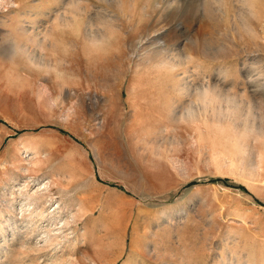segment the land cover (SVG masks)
<instances>
[{
  "label": "rangeland",
  "instance_id": "rangeland-1",
  "mask_svg": "<svg viewBox=\"0 0 264 264\" xmlns=\"http://www.w3.org/2000/svg\"><path fill=\"white\" fill-rule=\"evenodd\" d=\"M0 264H264V0H0Z\"/></svg>",
  "mask_w": 264,
  "mask_h": 264
},
{
  "label": "bare ground",
  "instance_id": "bare-ground-1",
  "mask_svg": "<svg viewBox=\"0 0 264 264\" xmlns=\"http://www.w3.org/2000/svg\"><path fill=\"white\" fill-rule=\"evenodd\" d=\"M40 32H41V31H40ZM35 37H36V36H35ZM37 37H38V36H37ZM37 37H36L35 40H37ZM38 38H39V37H38ZM39 39L41 40V38H39ZM39 39H38V40H39ZM45 39H46V38H45ZM52 40H53V38H51V41H52ZM26 42H27V41H26ZM37 42H38V41H37ZM45 42H46V40H45ZM38 43H40V42H38ZM35 44H36V43H35ZM41 49H42V48H41ZM40 62H41V61H40ZM48 187H49V185H48V182H47V183L44 184V186L42 187V189H39V188H38V189L36 190V192H35L36 195H35L32 199H33L34 201H38V199L41 198V197H43V194H44V193H41V194H40V192H41V191L48 190ZM19 190H20V189H19ZM33 193H34V192H33ZM33 195H34V194H33ZM27 199H28V198H27ZM51 199H53V198L51 197ZM51 199H50V201H51ZM29 201H30V200H29ZM46 201H47V200H46ZM46 201L44 202V205H42V204H41V205H38V204H37L35 207H34V205H35V203H37V202H31V201H30V202L27 203L25 206H28V207H30V208L32 207V209L34 210L35 213H37V212L39 211V212H38L39 215H42L43 217H47V218H49V220H50V222H51V221L53 220V218H56V214H55V213L57 212L56 209L58 208L59 205H57L56 208H53V206H54V204H53V205L49 208V211L44 212L45 210H44L43 208H44V206L46 205V203L48 202V201H47V202H46ZM22 208H23V207H22ZM30 208H29V209H30ZM29 209H27V210H29ZM22 212H24L23 209H22ZM24 213H26V212H24ZM26 214H27V213H26ZM31 214H32V213H31ZM53 215H54V216H53ZM36 216H37V215H36ZM29 217H30V216H29ZM29 217H28V218H29ZM39 221H40V220H39ZM56 224H57V223H56ZM50 225H51V224H47V226H50ZM47 226H46V227H47ZM55 227H56V226H55ZM58 227H60V226H58ZM58 227H57V228H58ZM61 227H62V226H61ZM52 230H53V229H52ZM46 232H47V231H46ZM46 232H44V233L46 234ZM51 232H52V231H51ZM54 233H55V232H54ZM55 234H56V233H55ZM56 235H57V234H56ZM56 235H55V236H56ZM48 236H49V234H48ZM55 236H54V238H55ZM57 236H58V235H57ZM46 238H47V237H46ZM48 238H49V237H48ZM48 238H47V239H48ZM56 238H57V237H56ZM44 239H45V238H44ZM47 239H45V241H47ZM47 242H49V240H48ZM47 242H46V243H47ZM36 243H38V242H36ZM35 246H36V245H35ZM45 246H46V245H45ZM32 249H33V248H32Z\"/></svg>",
  "mask_w": 264,
  "mask_h": 264
}]
</instances>
